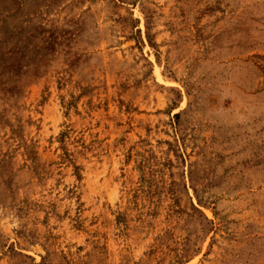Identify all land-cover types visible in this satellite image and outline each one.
<instances>
[{
	"label": "rangeland",
	"instance_id": "1",
	"mask_svg": "<svg viewBox=\"0 0 264 264\" xmlns=\"http://www.w3.org/2000/svg\"><path fill=\"white\" fill-rule=\"evenodd\" d=\"M0 264H264V0H0Z\"/></svg>",
	"mask_w": 264,
	"mask_h": 264
}]
</instances>
